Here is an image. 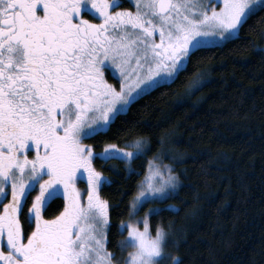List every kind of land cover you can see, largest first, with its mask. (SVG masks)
<instances>
[{"label": "snow or ice", "instance_id": "snow-or-ice-1", "mask_svg": "<svg viewBox=\"0 0 264 264\" xmlns=\"http://www.w3.org/2000/svg\"><path fill=\"white\" fill-rule=\"evenodd\" d=\"M130 2L135 10L123 0H0V264H180L169 251L175 240L150 225L174 206L137 215L176 192L179 177L158 162L163 154L147 161L130 219L117 225L127 233L117 244L127 256L117 257L107 247L109 204L100 195L110 181L93 161L130 164L147 155L149 142L97 152L83 141L174 82L209 40L239 39L248 21L264 14V0ZM258 51L264 55V47ZM57 194L63 210L45 219Z\"/></svg>", "mask_w": 264, "mask_h": 264}, {"label": "trees", "instance_id": "trees-1", "mask_svg": "<svg viewBox=\"0 0 264 264\" xmlns=\"http://www.w3.org/2000/svg\"><path fill=\"white\" fill-rule=\"evenodd\" d=\"M121 6L133 10L128 0ZM262 32L264 14L257 13L239 39L203 46L174 82L143 95L107 132L84 140L97 152L138 138L149 142L147 155L130 164L121 159L93 163L110 181L100 195L109 204L107 247L117 257L127 256L117 247L127 233L122 236L117 225L130 219V201L147 161L163 154L180 185L171 198L146 204L137 215L174 206L152 216L150 225L164 227L175 240L169 251L180 264H264ZM107 79L119 87L109 74ZM64 203L51 200L45 219L59 215Z\"/></svg>", "mask_w": 264, "mask_h": 264}, {"label": "rangeland", "instance_id": "rangeland-1", "mask_svg": "<svg viewBox=\"0 0 264 264\" xmlns=\"http://www.w3.org/2000/svg\"><path fill=\"white\" fill-rule=\"evenodd\" d=\"M129 2H130V0H128ZM132 4V8H133V10H135L134 9V5H133V3H131ZM226 41H222V40H218V41H215V42H213V41H211V40H209L208 41V43H206L204 46H214V45H222V44H224ZM107 74H109L110 76H112L113 77V75L109 72V70L108 69H105V78H107ZM117 80V79H116ZM118 82H119V80H118ZM84 142V141H83ZM87 145V144H86ZM118 147V146H117ZM118 148H120V147H118ZM104 150V149H103ZM102 150V151H103ZM94 161H95V159H94ZM94 161H93V163H94ZM159 163H161V164H165V165H171V164H169L168 162H166V161H164V159L163 160H160V161H158ZM171 167H172V165H171ZM146 175V174H145ZM103 176V175H102ZM179 185H180V182L178 183V187H179ZM103 185H101V187H102ZM178 187H177V189H178ZM86 188V186H83L82 188L80 187V189L81 190H83V189H85ZM177 189H176V191H177ZM176 193V192H175ZM155 208H157V209H159L158 207H155ZM149 211V210H148ZM147 211V212H148ZM146 212V213H147ZM145 213V214H146ZM145 214H142V215H139L140 217H143ZM141 227H142V225H141ZM121 264H123V262L121 261Z\"/></svg>", "mask_w": 264, "mask_h": 264}, {"label": "flooded vegetation", "instance_id": "flooded-vegetation-1", "mask_svg": "<svg viewBox=\"0 0 264 264\" xmlns=\"http://www.w3.org/2000/svg\"><path fill=\"white\" fill-rule=\"evenodd\" d=\"M128 3H129V5L130 6H132V4H131V2H129L128 1ZM86 18H88V19H91V20H93V22H99L98 20H95L91 15H87L86 16ZM104 74H105V70H104ZM108 82H109V80L107 79V78H105ZM31 155V154H30ZM45 179H47V177H45ZM83 186H86V183L83 181V180H80V179H78L77 180V187L78 188H82ZM38 194V192H36L34 195H33V197L35 196V195H37ZM56 198H62L59 194H57V196H56ZM55 199V198H54ZM63 199V198H62ZM53 200V199H52ZM64 200V199H63ZM65 201V200H64Z\"/></svg>", "mask_w": 264, "mask_h": 264}, {"label": "bare ground", "instance_id": "bare-ground-1", "mask_svg": "<svg viewBox=\"0 0 264 264\" xmlns=\"http://www.w3.org/2000/svg\"><path fill=\"white\" fill-rule=\"evenodd\" d=\"M177 208V207H176Z\"/></svg>", "mask_w": 264, "mask_h": 264}]
</instances>
